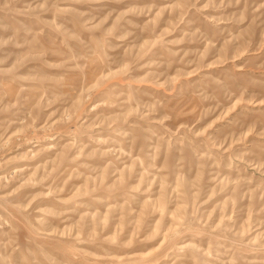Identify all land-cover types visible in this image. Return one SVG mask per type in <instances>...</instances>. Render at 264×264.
Listing matches in <instances>:
<instances>
[{"label": "rangeland", "instance_id": "rangeland-1", "mask_svg": "<svg viewBox=\"0 0 264 264\" xmlns=\"http://www.w3.org/2000/svg\"><path fill=\"white\" fill-rule=\"evenodd\" d=\"M0 264H264V0H0Z\"/></svg>", "mask_w": 264, "mask_h": 264}]
</instances>
